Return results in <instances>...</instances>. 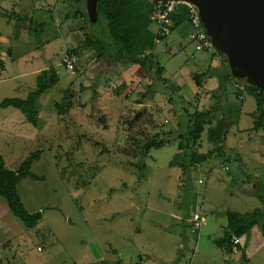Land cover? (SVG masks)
Listing matches in <instances>:
<instances>
[{
  "label": "rangeland",
  "instance_id": "1",
  "mask_svg": "<svg viewBox=\"0 0 264 264\" xmlns=\"http://www.w3.org/2000/svg\"><path fill=\"white\" fill-rule=\"evenodd\" d=\"M77 1L0 0V29L19 36L17 47L0 53V155L13 170L38 155L33 171L46 177L19 185L29 212L43 214L38 229H29L0 197V252L14 255V264H264V244L244 261L231 259L216 239L228 211L263 206L256 185L264 183V130L253 129L255 97L240 99L232 78L224 91L217 80L225 73L214 68L219 57L197 51L183 28L158 43L154 71L164 69L157 82L141 65L98 58L93 48H81L69 72L64 55L91 33L77 16ZM106 29L101 19L92 32L103 36ZM51 66L60 81L40 99L39 127L20 109L1 106L5 98L27 97ZM204 73L200 86L197 76ZM66 90L71 105L59 113ZM145 90L144 105L127 98ZM184 107L208 110L212 125L225 119L228 126L224 157L185 177L172 165L190 121ZM209 127L197 151L213 148ZM158 134L171 143L147 157L127 153ZM196 212L207 217L199 228L189 220Z\"/></svg>",
  "mask_w": 264,
  "mask_h": 264
},
{
  "label": "trees",
  "instance_id": "2",
  "mask_svg": "<svg viewBox=\"0 0 264 264\" xmlns=\"http://www.w3.org/2000/svg\"><path fill=\"white\" fill-rule=\"evenodd\" d=\"M77 16L84 21L86 28L89 25L90 34L85 38L81 45L70 51L74 54H81L80 49L93 48L95 55L98 58H108L111 61H117L128 64H138L144 69L149 70L151 74L156 75L153 81L157 80V76L162 72L164 67H156V48L158 46L157 38L160 36L154 25L159 23V20L154 18L159 2L152 0H99L98 5V21L94 22L90 19L87 11L82 10V3L86 0H78ZM87 5V4H86ZM189 6L185 3L178 4L177 8L169 13V17L174 23V29L183 28L186 31V36L189 37ZM101 19L107 22V31L103 36L96 35L92 32V28L98 24ZM165 40L167 37H161ZM1 48V47H0ZM214 56L221 57L226 65L224 81L232 78L234 81L245 82L236 78L232 74L228 57L215 48ZM1 53V50H0ZM203 77H207V73L199 74L197 82L201 86ZM60 81L58 71L51 66L49 69L42 71L38 76V87L31 91L27 97H8L5 98L1 106L3 108L15 107L20 109L26 116V119L35 127H39L41 123L40 114V99L52 87L56 86ZM157 82V81H156ZM155 84L152 83L149 91L155 90ZM247 95H253L256 99L257 109L251 113L254 120L253 129L256 131L264 130V90L256 87L252 83L245 82ZM148 90L142 91L137 96L130 95L127 98L138 104L148 103ZM239 95V92H238ZM72 94L70 90H66L63 103H58L59 113H67L71 105ZM189 108L184 107L187 115H190V121L186 126L185 132L180 135L178 144V152L172 161V165H179L183 170V176L194 168L199 167L203 163L211 161L213 158H222L226 154L227 141V124L225 119H219L217 124L212 125L213 120L210 118V112L207 110L196 109L194 113L188 111ZM138 117H141L139 115ZM209 127V138L213 143V148L208 152H200L195 149V146L200 144L203 134ZM171 143L167 139H163L161 135H156L149 138L148 141L141 143L137 142L138 147L133 151H127L128 154H135L147 157L153 148H161L164 145ZM39 158L38 155L31 156L22 165L19 170L10 169L5 162V159L0 155V197H5L8 201L9 208L18 216L29 229L36 228L43 219L42 212L31 213L26 208L22 196L19 192V185L25 178H32L38 181H45V176H40L33 171L34 162ZM232 160V157H231ZM257 195L259 196L262 207H258L249 212L228 211V228L224 237L219 241V246L224 248L227 253H234L239 249V244L235 243L236 237L249 235L255 226H258L264 236V183H257Z\"/></svg>",
  "mask_w": 264,
  "mask_h": 264
},
{
  "label": "water",
  "instance_id": "3",
  "mask_svg": "<svg viewBox=\"0 0 264 264\" xmlns=\"http://www.w3.org/2000/svg\"><path fill=\"white\" fill-rule=\"evenodd\" d=\"M152 1L194 5L215 47L228 57L233 76L264 90V0ZM86 4L97 22L99 0Z\"/></svg>",
  "mask_w": 264,
  "mask_h": 264
},
{
  "label": "built area",
  "instance_id": "4",
  "mask_svg": "<svg viewBox=\"0 0 264 264\" xmlns=\"http://www.w3.org/2000/svg\"><path fill=\"white\" fill-rule=\"evenodd\" d=\"M159 6L156 9V12L154 13V18L159 20V29L157 30V33L160 35L157 38V43L162 41L161 37H167L172 33V28L174 27V23L169 17V13L174 11L178 4L181 2H159ZM189 6L190 14H189V39L195 44L197 51H214L215 52V45L210 39L205 25L203 23V20L201 18V15L199 13V10L192 4L185 3ZM78 56L71 51L68 50V52L63 57V63L66 66L67 70L71 73H74L77 64H78ZM234 87L239 92V98L244 99L245 93H246V84L245 82H234ZM201 182H203L201 180ZM202 215L200 213H195L193 222L197 228H199L202 225ZM236 244H244L243 237H236L235 238ZM41 249V248H40ZM0 264H4L3 261L0 259Z\"/></svg>",
  "mask_w": 264,
  "mask_h": 264
},
{
  "label": "crops",
  "instance_id": "5",
  "mask_svg": "<svg viewBox=\"0 0 264 264\" xmlns=\"http://www.w3.org/2000/svg\"><path fill=\"white\" fill-rule=\"evenodd\" d=\"M83 5L85 6V4L83 3ZM87 6V5H86ZM86 8V7H85ZM1 14V13H0ZM1 16V15H0ZM7 26H9V27H11V26H13V22H12V19H8V17H7ZM4 21V20H3ZM172 33H173V31H172ZM18 33H13V31H12V33L9 35L8 34V32H6V31H3V30H1L0 29V49H1V51H5V50H2L3 48H8V45L10 44V46H11V48H12V46H13V48H15V47H17V43L16 42H14V40L16 39H19L18 37V35H17ZM170 36V35H169ZM168 37V36H167ZM21 40V39H20ZM166 40V39H165ZM215 58H218V57H215ZM226 63H224L223 61H222V58L221 57H219V63H217L216 64V66H214V68H220L222 71H226ZM2 76V73H0V77ZM224 79H225V77H224ZM217 82H218V85L221 87V88H223V90L225 91L226 89H225V83L226 84H231V85H233V81L231 80V78H229V79H227V80H225L224 81V85L222 86V83H220V81L219 80H217ZM246 98H247V96L245 97V99L243 100V101H245L246 100ZM257 105V104H256ZM255 107V106H254ZM249 113H250V111L249 110H247ZM251 116V115H250ZM253 123H254V121H252V125H253ZM197 213V212H196ZM202 215V214H201ZM227 219H228V216H227ZM190 220V222H191V220H192V223H193V219L191 218V219H189ZM207 220V217H203V221H206ZM227 228H228V224H227V227L225 228V231H224V234L221 236L220 235V233L217 235V236H219V237H217L216 239H218L219 238V241L224 237V235H225V233H226V231H227ZM36 229V228H35ZM37 229H38V227H37ZM196 229V228H195ZM260 230V228L258 227V226H255L253 229H252V231H251V233L249 234V235H244L243 236V242H244V244H240L239 246H240V248L239 249H236V251L234 252V253H228V255H232V257H231V259H235L236 257H234V256H237V255H239L244 261H248V260H250V256H251V253H250V249L252 248V247H255L256 245H258L259 243H261V244H264V236L262 235V232H260L259 231ZM3 232V231H2ZM8 234V233H7ZM256 238L258 239V240H256ZM255 240L258 242V243H255ZM11 242H12V239L10 240ZM9 241V242H10ZM218 243V242H217ZM5 245V244H4ZM218 246H219V244H218ZM219 248H220V246H219ZM6 249H7V247H6ZM221 250V249H220ZM241 251V252H240ZM11 256H13V258H14V255H10V254H8V253H6V252H0V259L3 261V263L4 264H14L13 263V261L10 259V257ZM15 259V258H14Z\"/></svg>",
  "mask_w": 264,
  "mask_h": 264
},
{
  "label": "clouds",
  "instance_id": "6",
  "mask_svg": "<svg viewBox=\"0 0 264 264\" xmlns=\"http://www.w3.org/2000/svg\"><path fill=\"white\" fill-rule=\"evenodd\" d=\"M240 245V244H239Z\"/></svg>",
  "mask_w": 264,
  "mask_h": 264
}]
</instances>
